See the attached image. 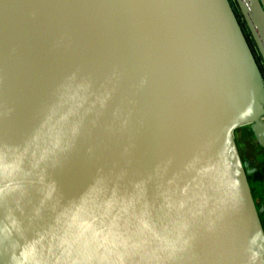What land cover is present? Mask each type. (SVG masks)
I'll return each instance as SVG.
<instances>
[{"label": "water", "instance_id": "95a60500", "mask_svg": "<svg viewBox=\"0 0 264 264\" xmlns=\"http://www.w3.org/2000/svg\"><path fill=\"white\" fill-rule=\"evenodd\" d=\"M243 126L264 148L229 0H0V264H264Z\"/></svg>", "mask_w": 264, "mask_h": 264}, {"label": "rangeland", "instance_id": "374dc122", "mask_svg": "<svg viewBox=\"0 0 264 264\" xmlns=\"http://www.w3.org/2000/svg\"><path fill=\"white\" fill-rule=\"evenodd\" d=\"M229 2L236 15V18L238 19L240 27L242 28L252 48L255 59L261 71L262 78L264 80V67L257 53L255 52L253 45L251 44L247 30L241 20L233 0H229ZM233 135L241 159L248 164L249 170H253V172L247 178L256 208L258 211H260L259 217L264 230V148H260L258 144L255 143V139L253 140L248 126L236 128L233 132Z\"/></svg>", "mask_w": 264, "mask_h": 264}, {"label": "crops", "instance_id": "0c3cea01", "mask_svg": "<svg viewBox=\"0 0 264 264\" xmlns=\"http://www.w3.org/2000/svg\"><path fill=\"white\" fill-rule=\"evenodd\" d=\"M251 136H252V138H253V140H254V137H253L252 133H251ZM254 141H255V140H254ZM255 143H256V141H255Z\"/></svg>", "mask_w": 264, "mask_h": 264}, {"label": "trees", "instance_id": "16d2710c", "mask_svg": "<svg viewBox=\"0 0 264 264\" xmlns=\"http://www.w3.org/2000/svg\"><path fill=\"white\" fill-rule=\"evenodd\" d=\"M249 130H250V129H249ZM259 147H260V146H259ZM260 148H261V147H260ZM244 162H245V161H244ZM251 173H252V172H251ZM251 173H250V174H251ZM250 174H248V176H249ZM248 176H247V177H248Z\"/></svg>", "mask_w": 264, "mask_h": 264}]
</instances>
